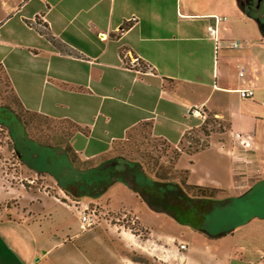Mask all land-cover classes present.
<instances>
[{
	"label": "crops",
	"instance_id": "obj_1",
	"mask_svg": "<svg viewBox=\"0 0 264 264\" xmlns=\"http://www.w3.org/2000/svg\"><path fill=\"white\" fill-rule=\"evenodd\" d=\"M236 3L246 13L241 0ZM0 7L7 13L0 15V64L25 109L86 127L87 135L75 132L70 138L80 158L113 151L145 123L151 137L179 150L173 166L188 171L186 183L220 189L217 199L228 198L202 214L201 227L211 234L230 229L212 238L182 224L179 237L162 239L143 224L146 235L137 240L124 228L120 233L110 228L97 230L105 240L94 237L91 247L73 243L54 256L53 234L40 220L51 216L50 204L71 210L68 202L81 198L64 193L58 198L33 180L0 172V264H264V214L240 215V202L264 185V167L255 157L258 151L264 161V108L243 112L238 95L251 88V97H264V34L258 23L261 36L245 37L241 44L224 15L213 20L228 9V0H18ZM208 24L216 29L214 38L207 34ZM232 41L239 43L236 48H230ZM190 107L202 115L189 114ZM206 115L222 128L203 134L202 147L180 150ZM237 134L251 140L247 148ZM77 139L81 146H74ZM27 197L36 204L20 205ZM216 212L225 215L213 221ZM184 215L187 222L192 219ZM76 217L78 226L77 212ZM13 233L29 236L35 260L23 259ZM115 238L125 243L116 244ZM122 247L145 254L146 261L118 257Z\"/></svg>",
	"mask_w": 264,
	"mask_h": 264
},
{
	"label": "rangeland",
	"instance_id": "obj_2",
	"mask_svg": "<svg viewBox=\"0 0 264 264\" xmlns=\"http://www.w3.org/2000/svg\"><path fill=\"white\" fill-rule=\"evenodd\" d=\"M3 1L9 4H16L18 2V0H0V6ZM219 12H221L218 13L219 16L224 15L225 21L231 26L233 30L232 37L239 40L241 44L245 43V37L259 38L261 36L257 21L243 12L236 3V0H234L232 7H230L228 0V9L222 8ZM6 14L0 7V15L5 16ZM1 56L2 53H0ZM41 90L42 88L39 87V91ZM10 95L9 86L5 82V76L2 70H0V111L1 107L8 103L13 107L14 111H17L16 107L12 104ZM214 98L215 94H212L209 98V103H213ZM242 99L244 107L242 106L241 108L243 112L248 113L249 108H254L256 112L263 111L264 97L259 98L256 95V98L254 96ZM206 119L207 123L201 129H197L194 134L189 135V138L183 141L179 147L180 150L190 151L200 148L205 142L203 139L204 132H208L209 129H221L223 126L221 122L218 123L220 125L213 123L211 121L212 118L207 115ZM40 120V117H33L32 123L27 126L28 133L33 138L42 139L47 135L51 137L50 135L54 133L69 132L72 130L69 125L60 120L46 121L44 123L40 122ZM245 126L247 127V123H245ZM45 127H49L52 130H48ZM73 144L78 147L81 146L82 142L77 139ZM17 150L20 154L16 153ZM49 153L51 154L46 155L37 148L35 143L26 137L14 116L10 115L8 117V113L1 114L0 112V172L8 175L9 179H13L14 177L17 179L20 178L22 181L33 180L43 191L58 198L63 195L61 189H58V183H62L61 180L63 178L67 179L69 177L79 180L84 178L88 182L92 180L86 172L74 170L60 149H54ZM117 154L124 156L128 160L138 162L148 176H153L154 171L159 168V165H164L170 171H174L173 160L179 154V150L151 137L147 125L141 123L129 131L127 139L116 142L113 151L108 152L107 155L110 157ZM260 155L261 153L257 151L255 157L258 160L259 167H264V161ZM99 160L97 159V161ZM183 162L185 163V158L182 161L180 160L178 164H183ZM111 185L110 188L108 187L99 194L97 193V188L92 189L91 187L89 189L88 186L82 187L83 189H89L87 190L89 191V195L80 196L81 202H68L72 207L71 210L57 204H50L48 206L51 216H46V218L41 219L40 223L42 224L41 226L50 228L53 234L51 238L56 243V247L53 249L54 256H57L61 250L70 247V244L73 245V243L77 245L84 243L91 247L94 244V237H102L100 236L102 234H99L97 230L103 233V230L113 228L120 233L124 228L126 234L131 232L135 235L134 239L138 240V238L142 239L145 237L147 229L143 224H146L149 226L153 236L158 235L162 239L167 235L173 236L174 238L180 236V231H182L181 229L183 227L181 223L176 222L166 214L150 210L144 202L138 200L135 192L121 181H115ZM9 204V209H12L13 202L11 201ZM32 204H36V202L33 201L30 204L28 197L26 199H20V205L30 207ZM1 206L7 209L5 205L1 204ZM240 206L243 209V213L240 214L241 216L246 217L253 213L264 214V185L261 183L258 184L257 188L244 201L240 202ZM84 207H87L88 210H93L95 213L94 225L85 229L86 231H93L90 234L84 230H80L77 226L76 212ZM223 215L225 214L216 212L211 215V219L215 221ZM73 234L77 235L73 236ZM15 236L20 238L23 259L35 260L38 254L34 255L32 253L34 252L32 249L34 243L31 242L29 236L23 235L22 233H19V236L15 234ZM106 237L110 242V238L108 236ZM131 237L133 236L131 235ZM66 238H69V241L66 242L65 246H62L61 241ZM101 239L105 240L103 237ZM116 240V244L125 243L124 240ZM120 250L123 253L118 252V257L121 255L129 259L134 258L141 262L146 261L145 254L135 252V250H131L128 247H122ZM39 252L42 253V250H39ZM114 254L117 253L115 252ZM101 257L106 261L113 260V258L104 253H101ZM158 257H160L158 258L160 260L161 256L159 255ZM151 263L162 264L155 261H151ZM112 264L114 263L112 262Z\"/></svg>",
	"mask_w": 264,
	"mask_h": 264
},
{
	"label": "trees",
	"instance_id": "obj_3",
	"mask_svg": "<svg viewBox=\"0 0 264 264\" xmlns=\"http://www.w3.org/2000/svg\"><path fill=\"white\" fill-rule=\"evenodd\" d=\"M0 70H2L5 76V82L9 86L12 104L17 109V111H14L13 107L8 103L1 107V114L8 113V117L10 115L14 116L26 137L35 143L37 148L46 155L51 154L49 152L54 149H60L74 170L84 171L92 178L89 182L84 178L80 180L69 177L67 179L63 178L61 180L62 183H58V186L65 195L72 199H78L80 196L89 195V191L87 190L91 187L92 189L97 188V193L99 194L113 182L121 181L135 192L137 198L144 202L150 210L162 212L181 224H188L192 229L208 237L217 238L230 231V229H226L211 234L200 225L203 213L207 212L214 204L228 199H217L221 192L220 189L186 183L188 173L186 169H173L174 171H170L164 165H159V168L154 171L153 176H148L138 162L128 160L119 154L109 157L107 155L108 152H104L95 157L80 158L72 148L70 138L75 132H81L87 135L88 129L77 125L68 118H52L25 109L11 88L9 78L1 64ZM33 117H40V122L42 123L60 120L69 125L72 130L69 132H57L50 135L51 137L47 135L42 139L33 138L27 130V126L32 123ZM206 123L207 119H204L199 128L201 129ZM45 128L52 130L49 127ZM206 133L204 132L203 134ZM16 153L20 154L18 150ZM97 159L100 160L97 161ZM87 186L89 189L82 188ZM185 212L192 218L188 222L184 219Z\"/></svg>",
	"mask_w": 264,
	"mask_h": 264
},
{
	"label": "built area",
	"instance_id": "obj_4",
	"mask_svg": "<svg viewBox=\"0 0 264 264\" xmlns=\"http://www.w3.org/2000/svg\"><path fill=\"white\" fill-rule=\"evenodd\" d=\"M221 19H224V17H220V16H213V20L214 21H220ZM206 31L207 34L209 35V37H213L215 36V32L216 29L214 27L213 24H208L206 26ZM238 42L237 41H232L229 43L230 48H236L238 46ZM130 62L136 63L137 59L136 58H132L130 59ZM244 67L240 66L239 70H238V75L241 76L243 73ZM253 94V91L251 88H242L238 90V95L241 98H248L251 97ZM187 112L189 114L195 115V116H200L202 115L201 111L199 108H195V107H190ZM236 140L238 141L239 145L247 148L250 143L251 140L248 139L247 136L245 135H236ZM77 215H78V227L80 230H85L89 227H91L92 225H94L95 223V213L93 210H88L87 207H84L83 209L77 211ZM185 247L184 243H178V248L179 249H183Z\"/></svg>",
	"mask_w": 264,
	"mask_h": 264
},
{
	"label": "flooded vegetation",
	"instance_id": "obj_5",
	"mask_svg": "<svg viewBox=\"0 0 264 264\" xmlns=\"http://www.w3.org/2000/svg\"><path fill=\"white\" fill-rule=\"evenodd\" d=\"M246 13L259 24L264 34V0H242Z\"/></svg>",
	"mask_w": 264,
	"mask_h": 264
}]
</instances>
